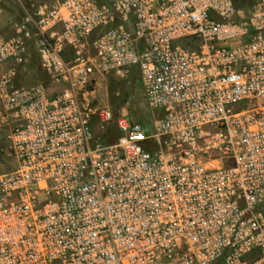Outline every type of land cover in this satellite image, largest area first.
<instances>
[{"label":"built area","instance_id":"1","mask_svg":"<svg viewBox=\"0 0 264 264\" xmlns=\"http://www.w3.org/2000/svg\"><path fill=\"white\" fill-rule=\"evenodd\" d=\"M14 1L0 264H264V0ZM133 72L149 129L92 104Z\"/></svg>","mask_w":264,"mask_h":264},{"label":"rangeland","instance_id":"2","mask_svg":"<svg viewBox=\"0 0 264 264\" xmlns=\"http://www.w3.org/2000/svg\"><path fill=\"white\" fill-rule=\"evenodd\" d=\"M0 7V31L7 32L10 23L19 18L21 11L14 0H1ZM31 61L27 67L28 75L21 76L19 83L30 84L36 80H43L47 84V77L38 63L34 59ZM47 85L51 91L53 86ZM91 99L93 105L108 104L112 107L114 115L124 113L131 120L142 123L146 129L151 127L152 120L157 116V112L148 106L139 76L135 72L126 78L103 77L94 85ZM8 133L9 127L0 125V172L13 169L17 165L15 158L8 151Z\"/></svg>","mask_w":264,"mask_h":264},{"label":"trees","instance_id":"3","mask_svg":"<svg viewBox=\"0 0 264 264\" xmlns=\"http://www.w3.org/2000/svg\"><path fill=\"white\" fill-rule=\"evenodd\" d=\"M234 2H235L236 7H243V6L248 5L249 3H251L252 0H234ZM108 132L112 133V130L109 129Z\"/></svg>","mask_w":264,"mask_h":264},{"label":"crops","instance_id":"4","mask_svg":"<svg viewBox=\"0 0 264 264\" xmlns=\"http://www.w3.org/2000/svg\"><path fill=\"white\" fill-rule=\"evenodd\" d=\"M32 59H34L36 62H37V57L34 55V56H32ZM31 59V60H32ZM30 62H32V61H30ZM1 70V69H0ZM27 72H29V70H27ZM27 74V73H26ZM28 75V74H27ZM26 76V75H25Z\"/></svg>","mask_w":264,"mask_h":264}]
</instances>
